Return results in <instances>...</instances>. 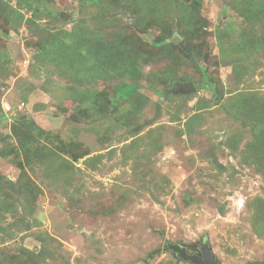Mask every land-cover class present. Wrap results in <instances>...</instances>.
<instances>
[{
	"label": "rangeland",
	"instance_id": "374dc122",
	"mask_svg": "<svg viewBox=\"0 0 264 264\" xmlns=\"http://www.w3.org/2000/svg\"><path fill=\"white\" fill-rule=\"evenodd\" d=\"M29 1L0 0V264H264V0Z\"/></svg>",
	"mask_w": 264,
	"mask_h": 264
},
{
	"label": "water",
	"instance_id": "95a60500",
	"mask_svg": "<svg viewBox=\"0 0 264 264\" xmlns=\"http://www.w3.org/2000/svg\"><path fill=\"white\" fill-rule=\"evenodd\" d=\"M195 91L193 84H179L174 91L177 94H188ZM170 250L179 261H185L190 264H222L212 251V247L208 239L201 244L198 254H191L187 251V247L183 244L167 243L164 251Z\"/></svg>",
	"mask_w": 264,
	"mask_h": 264
},
{
	"label": "trees",
	"instance_id": "16d2710c",
	"mask_svg": "<svg viewBox=\"0 0 264 264\" xmlns=\"http://www.w3.org/2000/svg\"><path fill=\"white\" fill-rule=\"evenodd\" d=\"M6 1H8V2L16 1L17 6L20 7V8H28V9L31 8L32 10L34 9L33 4L29 0H6ZM87 2L91 3V4H93V3L94 4H98V0H87ZM34 11H36V9H34ZM103 56H104L103 52L96 51L95 57L98 60H101L103 58ZM113 66L115 67V65H113ZM125 72L130 73L132 75L134 73V72H131V70L128 69V68H125ZM124 87H129L130 88V93L128 95H124L122 93L123 96L126 97V98H130L134 94V92H135V90L137 88V84L136 83H132V84H128V85L122 86L121 89H120L121 92H122V88H124ZM4 120H6V116L4 114H1L0 122H3ZM260 135H263V133H260ZM257 138L259 139L260 137L257 136Z\"/></svg>",
	"mask_w": 264,
	"mask_h": 264
},
{
	"label": "flooded vegetation",
	"instance_id": "af4514ba",
	"mask_svg": "<svg viewBox=\"0 0 264 264\" xmlns=\"http://www.w3.org/2000/svg\"><path fill=\"white\" fill-rule=\"evenodd\" d=\"M199 248H201V245H200V247H199ZM199 248H198V249H199Z\"/></svg>",
	"mask_w": 264,
	"mask_h": 264
}]
</instances>
